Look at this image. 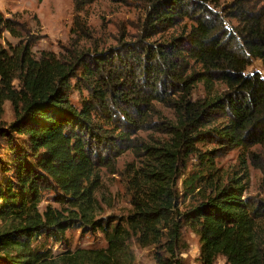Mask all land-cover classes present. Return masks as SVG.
Listing matches in <instances>:
<instances>
[{"label":"trees","instance_id":"trees-1","mask_svg":"<svg viewBox=\"0 0 264 264\" xmlns=\"http://www.w3.org/2000/svg\"><path fill=\"white\" fill-rule=\"evenodd\" d=\"M109 1L142 7L137 35L60 56L0 11V264H135L133 241L185 264L184 228L199 264H264V200L247 168L216 162L264 159V0ZM127 153L139 162L120 170ZM105 173L127 183L125 218L101 214ZM73 230L106 245L71 250Z\"/></svg>","mask_w":264,"mask_h":264},{"label":"rangeland","instance_id":"rangeland-1","mask_svg":"<svg viewBox=\"0 0 264 264\" xmlns=\"http://www.w3.org/2000/svg\"><path fill=\"white\" fill-rule=\"evenodd\" d=\"M232 0H221V4H228ZM0 11L9 18H15L19 23L38 28L37 43L34 50L49 51L57 56L64 55L72 46L93 48L97 46L102 51L117 46L121 42L132 40L138 33L144 14L142 7L136 4H115L109 0H98L86 6L81 12L75 10L74 0H0ZM81 30L89 36L81 34ZM3 38L11 44L15 41ZM260 65V63H257ZM203 87L200 85L195 91V97H202ZM76 99V95L73 96ZM165 117L171 118V112L161 109ZM251 152L232 150L217 159V166L224 171H230L243 166L247 168L250 185L247 195L264 200V159L252 156ZM139 161L133 154L127 153L118 161V168L122 170L127 164ZM244 164V165H242ZM191 163L184 171V176L191 171ZM101 189L100 210L103 216L115 215L126 217L131 210L130 195L127 183L117 175L104 174ZM69 248H102L106 242L99 234H84L79 230L69 231ZM182 240L187 250L179 251L185 264H199L201 258V242L197 235L188 229H183ZM54 245L51 242L48 246ZM55 250L62 251L65 246L56 244ZM135 255V264H156L154 247H140L135 241L131 243ZM219 259L217 264H223Z\"/></svg>","mask_w":264,"mask_h":264}]
</instances>
